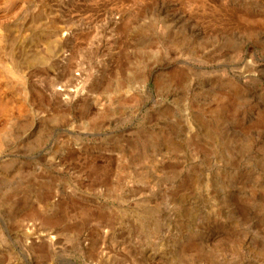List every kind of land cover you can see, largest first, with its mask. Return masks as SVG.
Here are the masks:
<instances>
[{
    "label": "rangeland",
    "instance_id": "rangeland-1",
    "mask_svg": "<svg viewBox=\"0 0 264 264\" xmlns=\"http://www.w3.org/2000/svg\"><path fill=\"white\" fill-rule=\"evenodd\" d=\"M0 264H264V0H0Z\"/></svg>",
    "mask_w": 264,
    "mask_h": 264
},
{
    "label": "bare ground",
    "instance_id": "bare-ground-1",
    "mask_svg": "<svg viewBox=\"0 0 264 264\" xmlns=\"http://www.w3.org/2000/svg\"><path fill=\"white\" fill-rule=\"evenodd\" d=\"M54 31V30H53ZM15 53V52H14ZM10 57L13 59V61L12 62H14L15 63V60L14 59H16V58H14V56L12 55V54H10ZM17 61V60H16ZM19 65V64H18ZM17 66V65H16ZM20 68V67H19ZM22 68V67H21ZM22 71V70H21ZM10 90V89H9ZM34 94V93H33Z\"/></svg>",
    "mask_w": 264,
    "mask_h": 264
}]
</instances>
